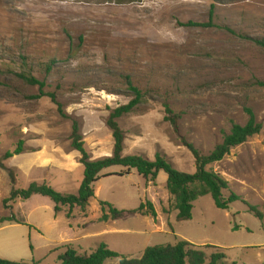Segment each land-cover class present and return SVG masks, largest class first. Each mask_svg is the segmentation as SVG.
Wrapping results in <instances>:
<instances>
[{
  "label": "rangeland",
  "instance_id": "rangeland-1",
  "mask_svg": "<svg viewBox=\"0 0 264 264\" xmlns=\"http://www.w3.org/2000/svg\"><path fill=\"white\" fill-rule=\"evenodd\" d=\"M253 40L264 41V0H0V259L58 264L65 246L91 254L101 244L141 258L147 247L187 241L221 248L223 264H264V46ZM20 74L44 82L67 118ZM128 78L144 102L118 121L123 155L161 154L180 172L196 171L188 144L208 156L253 111L262 131L207 168L240 201L223 211L201 197L192 220L178 223L167 176L147 181L136 171L100 180L88 207L69 216L41 196L10 200L33 183L77 195L84 167L73 120L92 160L112 156L107 121L133 98ZM102 203L125 211L151 203L156 218L103 221Z\"/></svg>",
  "mask_w": 264,
  "mask_h": 264
},
{
  "label": "trees",
  "instance_id": "trees-1",
  "mask_svg": "<svg viewBox=\"0 0 264 264\" xmlns=\"http://www.w3.org/2000/svg\"><path fill=\"white\" fill-rule=\"evenodd\" d=\"M192 27H211L212 24H196L189 23ZM248 40H252L246 38ZM256 44L264 46V41L253 40ZM18 77L25 83L39 87L40 94L36 98L49 96L54 104L58 106L59 112L63 117L67 116L62 111V106L57 102L55 94H45L43 91L45 84L32 76L20 74ZM127 86L132 100L124 106H120L112 111L107 121L108 127L111 129L114 138V150L110 157L92 160L85 148L82 135L80 133V125L73 120L72 125V147L79 152L81 156V164L84 167V179L79 188L77 195H64L55 191L46 184L33 183L28 189H13L10 200L21 199L29 200L33 196H41L48 198L54 204L55 214L62 212L65 207L69 208V214L74 208L78 207L85 210L91 199L95 196L94 185L104 178L111 176L125 177L136 171L139 176L147 181H154L160 173L167 176V190L173 200V209L177 213L176 221L188 222L193 218L194 203L201 197L210 196L217 209L226 211L229 207L240 201V198L234 193L226 198L224 192L229 190V183L219 174L207 168L214 163H218L224 159L230 151L245 142L249 138L259 134L262 131V125L256 120L252 110L247 109L249 116L245 126L234 124L231 132L226 135L223 142L218 145L208 156H203L191 144L188 149L192 152L196 171L194 174H188L176 170L173 165L161 154H156L154 161H150L139 155H123L124 132L119 126V120L133 114L138 106L144 102V96L139 88L133 85L131 80L127 79ZM166 112H172L166 106ZM170 119L171 123L176 126L174 118ZM22 152L20 144L14 152L8 153L5 159H10ZM118 168L119 173H105L110 169ZM248 205V204H247ZM103 211L108 208V214L102 217L103 221L119 220L127 214L152 216L156 218V211L151 203L141 204L136 210L125 211L118 210L109 203H102ZM249 211L262 220L263 216L253 206L248 205ZM15 221V220H13ZM4 222V221H3ZM2 221L0 222L3 223ZM219 247H199L187 241H179L175 244L158 245L147 247L141 258H131L120 255L112 251L107 245L101 244L91 254H80L72 246H65V251L58 256V264H106L109 260H118V264H223L226 255ZM207 250H215L208 252ZM0 264H26L0 259Z\"/></svg>",
  "mask_w": 264,
  "mask_h": 264
},
{
  "label": "crops",
  "instance_id": "crops-1",
  "mask_svg": "<svg viewBox=\"0 0 264 264\" xmlns=\"http://www.w3.org/2000/svg\"><path fill=\"white\" fill-rule=\"evenodd\" d=\"M63 244V243H62Z\"/></svg>",
  "mask_w": 264,
  "mask_h": 264
}]
</instances>
